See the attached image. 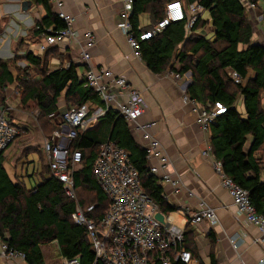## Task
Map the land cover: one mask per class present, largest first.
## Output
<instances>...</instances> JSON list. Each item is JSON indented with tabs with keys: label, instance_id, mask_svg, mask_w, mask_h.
Here are the masks:
<instances>
[{
	"label": "trees",
	"instance_id": "trees-1",
	"mask_svg": "<svg viewBox=\"0 0 264 264\" xmlns=\"http://www.w3.org/2000/svg\"><path fill=\"white\" fill-rule=\"evenodd\" d=\"M20 1L30 2L45 12V16L35 22L38 28L33 29L35 34L40 35L49 27H64L50 8L49 0ZM171 1L176 0H133L129 21L135 33H138L141 15H147L150 20V25L141 30L147 31L163 18L164 6ZM177 1L184 7L195 4L208 12L214 29V41H205L191 34L186 39L185 23L171 24L160 35L141 44V60L154 75H161L167 70L179 75L191 72L188 96L203 107L215 103L225 107V113L216 119L209 130L211 153L221 163L223 173L248 192L256 213L264 217V182L260 180L264 160L261 156H255L260 150L264 152V111L261 105L264 102V48L251 44L252 29L248 14L238 0ZM258 1L248 0L256 10ZM262 19L264 21V13ZM197 24L198 21L191 32ZM174 59L179 65L177 69L173 67ZM21 61L26 64L25 69L16 67ZM11 65L25 77L21 83L25 92L22 103H36L40 118L45 117L51 124V135L58 126L49 116L59 113L58 100L62 95L65 101L75 105L74 108L87 102L93 107H102L96 95L83 89L73 65L49 72L40 59L25 53L11 61L0 62L1 88L14 82ZM30 71L39 75L33 82L27 80ZM228 71L240 77L239 84H234ZM232 86L233 90L230 89ZM239 97L243 99L244 119L235 109ZM101 119L95 128L80 135L70 149V153L78 151L81 154V163L73 173L79 206L86 208L93 205L97 208V217H101L100 214L108 206L92 174L101 143L108 139L128 154L138 173L141 190L158 210L163 215L173 213L174 209L164 200L156 178L148 173L145 150L135 143L124 119L111 110ZM99 124H105L107 128L102 130L97 127ZM249 137L250 145H247ZM2 163L0 155V240L8 249L22 253L25 264H46L42 247L54 244L57 260L78 258L80 264H93L94 255L85 230L71 221L75 203L64 196L62 185L51 177L49 169V175H43L41 182L27 191L23 185L10 182ZM86 194L89 196L85 197ZM184 248L192 259L199 260L185 232ZM173 264L183 263L173 259Z\"/></svg>",
	"mask_w": 264,
	"mask_h": 264
},
{
	"label": "built area",
	"instance_id": "built-area-1",
	"mask_svg": "<svg viewBox=\"0 0 264 264\" xmlns=\"http://www.w3.org/2000/svg\"><path fill=\"white\" fill-rule=\"evenodd\" d=\"M121 11L120 28L125 36L133 58L141 60V44L160 35L171 24L185 23L186 33L200 19L205 9L198 5L184 7L180 1L165 4L163 18L151 29L142 31L138 28L135 33L130 16L133 0H118ZM247 12H254L255 6L248 0H238ZM4 17L8 21L0 32V60L11 61L16 56H23V52H12L14 42L25 39L30 29H38L35 21L28 13L21 10L16 0L3 4ZM49 6L56 17L63 23L62 29L49 27L40 35L37 49L40 53L64 42L81 43L83 49L79 56L82 62L88 64L87 51L94 46L95 37L91 31L83 33V43L78 40L79 34L73 27L74 19L64 12V0H49ZM258 21L263 22L262 16ZM19 69H25L26 64L21 61L16 64ZM230 79L234 84L240 83V77L230 72ZM174 79L181 75L173 73ZM82 87L90 91L100 102L102 107H93L91 103H84L77 108L62 114H52L58 129L43 143V153L47 160L51 177L62 185L64 196L75 203V211L71 215L72 223L85 230L86 239L94 255L93 264H173L179 260L183 264H191L190 253L184 248V230L173 226V219L163 215L153 201L141 190L139 176L132 166L128 154L111 142L103 144L96 156L92 167V174L97 186L107 199V208L97 217V208L90 205L86 208L79 206L74 188L73 173L81 163L78 151L70 153L74 141L82 135L90 125L101 119L108 111L116 112L122 117L133 134L140 140L141 147L146 152V167L149 175L156 178L160 187H169L171 193L177 194L181 189V180L171 176L168 171V158L163 154L159 141L153 136L152 129L155 122L140 123L143 114L141 94L130 88L125 79L114 75L108 68L87 67L80 79ZM187 86L183 85L181 101L191 106V112L196 123L203 132H209L216 119L225 113V107L219 103L203 107L187 94ZM7 105L0 107V155L15 141L19 135L18 128L10 116ZM202 158L210 160L220 185L224 188L236 209L247 224L255 226L264 239V217L256 213L249 200L248 192L243 190L228 178L222 171V165L216 161L211 153V146L207 145L201 153ZM154 162V163H153ZM168 203V196L162 193ZM163 216V223L155 219L156 214ZM214 210L205 202H201L195 213L185 223L193 227L202 223L210 227L217 225ZM0 254L4 258L24 260V255L18 251L8 249L0 240ZM60 264H80L78 258L62 259ZM264 264V260L259 261Z\"/></svg>",
	"mask_w": 264,
	"mask_h": 264
},
{
	"label": "crops",
	"instance_id": "crops-1",
	"mask_svg": "<svg viewBox=\"0 0 264 264\" xmlns=\"http://www.w3.org/2000/svg\"><path fill=\"white\" fill-rule=\"evenodd\" d=\"M10 1L13 0H0V8H2L0 19L4 21L0 32L8 21V18L3 16L6 14L3 4ZM16 1L21 7L22 1ZM120 11L121 6L118 0H64V12L73 17V27L79 34L78 40L83 43V33L88 30L95 37L94 46L87 51L88 64L80 59L79 53L83 46L81 43L75 44L78 42H64L40 53L37 49L40 37L32 29L27 32L25 39L12 44L11 51L32 54L43 62L45 69L49 72L59 68L67 69L73 65L76 75L81 79L87 67H103L125 79L130 88L141 94L143 114L139 122L156 123L152 134L159 141L163 154L169 160L167 171L171 176L181 180V189L177 194H172L167 186L161 188L162 193L168 196L169 205L174 209L170 214L171 217L173 215V226L183 229L188 234L190 243L199 256V260L192 259L191 264H259V261L264 260V239L255 226L247 224L244 218L237 214L227 191L220 185L211 161L202 158L201 153L210 144L209 132H203L199 128L191 112V106L184 105L181 101L183 85L188 88L192 82L191 72L181 75L179 80H175L173 76L175 72L169 70L161 75H154L142 60L133 58L119 27ZM26 13L35 22L45 16L44 10L33 4ZM263 13L264 0H259L257 10L247 12V19L252 29L251 44L264 48V25L257 19ZM149 25L148 16L141 15L138 28L143 30ZM190 33L191 36L200 37L205 41H214V29L207 11L201 14L196 29ZM187 38L188 33H186ZM19 42L23 44L19 46ZM2 61L4 60H0ZM178 66L177 60L174 59L173 67L177 69ZM230 72L228 71V74ZM249 76L253 75L250 73ZM261 105L264 111L263 101ZM235 109L244 119L242 98L237 99ZM99 121L102 119L90 125L87 130L95 128ZM97 127L102 130L107 128L105 124H99ZM48 130L50 131L49 128ZM38 132L40 135L38 141L31 140L29 145L19 150L18 156L24 150L31 149L28 162L32 164L19 168L23 174L22 177H18L17 170L14 171L10 167L11 163L7 158L9 155L2 154V168L10 182L23 185L27 191L37 186L42 180L44 174L41 172L39 153L42 152L44 155L43 143L46 139L44 141L42 139L49 138L52 133L42 130ZM131 135L135 143L141 147L140 140L132 133ZM108 141L106 139L101 144ZM247 145H250V137ZM255 156H261L264 160L263 150ZM260 180L264 182V170ZM201 202H205L214 210L218 221L216 226L210 227L209 224L202 223L193 227L185 223V220L196 212ZM54 248L57 254V248ZM45 263L47 264L46 261ZM0 264H25V262L21 259H7L0 254Z\"/></svg>",
	"mask_w": 264,
	"mask_h": 264
},
{
	"label": "rangeland",
	"instance_id": "rangeland-1",
	"mask_svg": "<svg viewBox=\"0 0 264 264\" xmlns=\"http://www.w3.org/2000/svg\"><path fill=\"white\" fill-rule=\"evenodd\" d=\"M0 12H2V8H0ZM3 23L4 21L0 19V27H2ZM13 66L14 65H11L10 72L14 78V82L13 84H9L3 88L0 87V104L7 105L10 109L9 114L12 116L11 118H13L14 125H16L18 128L19 135L15 141L4 151L3 156L9 155L7 158L11 163L10 167L13 168L14 171L17 170L18 177H22L23 174L20 172L19 168H25L26 166L28 167L30 164H32L28 162L31 149L24 150L18 156L20 153L19 150L21 147H26L29 145L31 140L34 142L38 141L40 136L38 131L42 130L45 132H52L53 130L51 128L50 122H48L45 117L40 118V114L35 102L29 101L26 104L22 103L25 92L21 83L24 82L23 79H25V77L22 74H19ZM38 77L39 75L37 76L30 71L27 80L33 82ZM230 89L233 90V86ZM74 107L75 105L65 101L63 96L58 100V112L60 114ZM48 128H50V131ZM45 139L46 138L44 137L42 141ZM38 159L40 161L42 174H44V176L49 175L47 160L42 152L39 153ZM87 196L89 195L86 194L85 197ZM54 247V244L42 247V253L47 264H60V261L56 258Z\"/></svg>",
	"mask_w": 264,
	"mask_h": 264
},
{
	"label": "water",
	"instance_id": "water-1",
	"mask_svg": "<svg viewBox=\"0 0 264 264\" xmlns=\"http://www.w3.org/2000/svg\"><path fill=\"white\" fill-rule=\"evenodd\" d=\"M31 8V3L30 2H27V1H24V2H21V10L26 12L28 11L29 9ZM187 88V87H186ZM155 219L159 222V223H163V216L161 214H156L155 215Z\"/></svg>",
	"mask_w": 264,
	"mask_h": 264
}]
</instances>
